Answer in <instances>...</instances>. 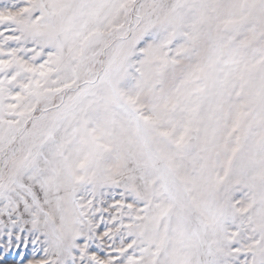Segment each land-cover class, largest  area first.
<instances>
[{
  "label": "snow or ice",
  "instance_id": "snow-or-ice-1",
  "mask_svg": "<svg viewBox=\"0 0 264 264\" xmlns=\"http://www.w3.org/2000/svg\"><path fill=\"white\" fill-rule=\"evenodd\" d=\"M0 264H264V0H0Z\"/></svg>",
  "mask_w": 264,
  "mask_h": 264
}]
</instances>
